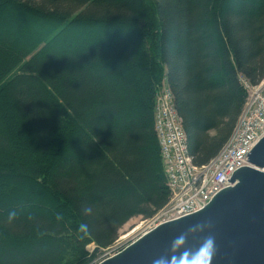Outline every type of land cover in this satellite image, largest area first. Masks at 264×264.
<instances>
[{
	"label": "trees",
	"instance_id": "obj_1",
	"mask_svg": "<svg viewBox=\"0 0 264 264\" xmlns=\"http://www.w3.org/2000/svg\"><path fill=\"white\" fill-rule=\"evenodd\" d=\"M240 76L264 77V0H0V264H92L167 201L163 80L199 165L235 129Z\"/></svg>",
	"mask_w": 264,
	"mask_h": 264
},
{
	"label": "water",
	"instance_id": "obj_2",
	"mask_svg": "<svg viewBox=\"0 0 264 264\" xmlns=\"http://www.w3.org/2000/svg\"><path fill=\"white\" fill-rule=\"evenodd\" d=\"M248 161L251 165L232 173L233 184L203 208L159 223L97 264H153L162 255H172V242L182 234L186 239L176 254L198 248L211 235V264H264V135L250 150Z\"/></svg>",
	"mask_w": 264,
	"mask_h": 264
},
{
	"label": "built area",
	"instance_id": "obj_3",
	"mask_svg": "<svg viewBox=\"0 0 264 264\" xmlns=\"http://www.w3.org/2000/svg\"><path fill=\"white\" fill-rule=\"evenodd\" d=\"M155 128L171 197L151 217L146 218V228L201 208L227 184L233 170L246 162L250 147L264 133V90L252 89L232 135L219 152L204 164L191 163L186 135L168 89H164L157 98Z\"/></svg>",
	"mask_w": 264,
	"mask_h": 264
},
{
	"label": "clouds",
	"instance_id": "obj_4",
	"mask_svg": "<svg viewBox=\"0 0 264 264\" xmlns=\"http://www.w3.org/2000/svg\"><path fill=\"white\" fill-rule=\"evenodd\" d=\"M201 227L203 226H196L197 229ZM185 239L186 237L183 234L178 236L171 245L172 255H162L153 260V264H211L215 253V240L213 236H207L199 247L194 250L185 249L176 254V250L184 244Z\"/></svg>",
	"mask_w": 264,
	"mask_h": 264
},
{
	"label": "rangeland",
	"instance_id": "obj_5",
	"mask_svg": "<svg viewBox=\"0 0 264 264\" xmlns=\"http://www.w3.org/2000/svg\"><path fill=\"white\" fill-rule=\"evenodd\" d=\"M240 80L246 88L249 87V85H250V87H249L250 93H251L253 88H258L260 92H262L264 90V77L261 79V81L258 84L251 83L249 80H247L246 78H244L242 76H240ZM249 89H247V90L249 91ZM140 108L142 109V106H140ZM141 109L139 110V108H138L139 114L142 113V112H140ZM199 165H201V164H199ZM147 219L141 215L134 216V217L128 219L118 229L117 237H116L115 241L113 242L114 244L112 245L113 248H117L121 244H125L126 242L130 241L133 237H135L136 234H138V232L140 231V229L144 226V224H145L144 221H146ZM92 247H93V243H90L87 245V248L89 250H91ZM100 250H101L100 252H102L103 248H101Z\"/></svg>",
	"mask_w": 264,
	"mask_h": 264
}]
</instances>
